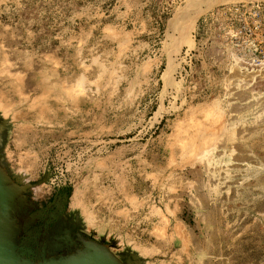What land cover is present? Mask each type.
Listing matches in <instances>:
<instances>
[{
	"label": "rangeland",
	"instance_id": "374dc122",
	"mask_svg": "<svg viewBox=\"0 0 264 264\" xmlns=\"http://www.w3.org/2000/svg\"><path fill=\"white\" fill-rule=\"evenodd\" d=\"M189 1L0 0L6 166L34 197L52 175L87 233L145 264H264V47L244 64L241 17L218 14L259 4L264 30V0L215 2L193 29ZM80 80L75 102L56 87ZM200 123L204 159L179 144Z\"/></svg>",
	"mask_w": 264,
	"mask_h": 264
},
{
	"label": "water",
	"instance_id": "95a60500",
	"mask_svg": "<svg viewBox=\"0 0 264 264\" xmlns=\"http://www.w3.org/2000/svg\"><path fill=\"white\" fill-rule=\"evenodd\" d=\"M10 128L11 122L0 114V264H145L136 252H116L105 239L53 246L45 239V231L34 224L37 217L26 220L36 207L27 195L33 187L6 166L3 147Z\"/></svg>",
	"mask_w": 264,
	"mask_h": 264
},
{
	"label": "flooded vegetation",
	"instance_id": "af4514ba",
	"mask_svg": "<svg viewBox=\"0 0 264 264\" xmlns=\"http://www.w3.org/2000/svg\"><path fill=\"white\" fill-rule=\"evenodd\" d=\"M49 178L44 183L47 186V195L42 198L34 197L32 189L27 193L36 207L26 220L37 217L34 224L45 231V239L53 246H67V244L78 243L86 238L95 239L94 236L87 233L82 214L70 209V190L62 188L57 181L54 186L49 187ZM29 183L31 188L36 185V183ZM67 193H69V197L65 199Z\"/></svg>",
	"mask_w": 264,
	"mask_h": 264
},
{
	"label": "bare ground",
	"instance_id": "6f19581e",
	"mask_svg": "<svg viewBox=\"0 0 264 264\" xmlns=\"http://www.w3.org/2000/svg\"><path fill=\"white\" fill-rule=\"evenodd\" d=\"M219 1H226V0H190L189 1V3H188V5H187V7H186V10L187 9H191V10H195V12L193 13V15H191L190 17L188 16V13H183V15H182V17H184L186 20L185 21H183L184 22V24L186 25V27H187V25H191V28L193 29L194 27H195V24H196V22H197V19L200 17V15H202L203 13H205V12H207V11H209V8L216 2H219ZM215 6V5H214ZM219 6V5H218ZM192 14V13H191ZM177 20V19H176ZM173 21V20H172ZM177 22H179V21H177ZM174 24V23H173ZM176 24V23H175ZM179 24V23H178ZM180 25V24H179ZM178 26V25H177ZM188 26V27H189ZM176 27V26H175ZM181 28H183V26H181L179 29H181ZM185 28V27H184ZM172 29V28H171ZM178 29V28H177ZM185 31H187V29L185 30ZM178 32V31H177ZM180 32V31H179ZM181 33V32H180ZM187 34H189V33H187ZM186 34V35H187ZM185 35V33H183V36H181L180 37V43H178V44H184L185 43V45H187V46H189L190 48L191 47H194V40H193V38L190 36V37H187ZM182 42V43H181ZM171 44V43H170ZM177 46V45H176ZM168 48V47H167ZM3 67V66H2ZM1 68V67H0ZM1 70V69H0ZM7 70V69H6ZM2 71V70H1ZM169 71V70H168ZM170 71H171V69H170ZM165 72V71H164ZM3 74V73H2ZM4 74H5V72H4ZM8 74V73H7ZM12 74V73H11ZM167 74V73H166ZM6 75V74H5ZM168 75V74H167ZM8 76V75H7ZM166 76V75H165ZM47 77V76H46ZM41 81V80H40ZM18 82V81H17ZM46 82V81H45ZM16 83V82H15ZM64 83V82H63ZM63 83H60V84H58V86H56V87H58V89L61 91H63L66 95H68L69 96V98H71V100L73 101V102H75L76 101V98H77V96H79L78 94H80L79 92H81V91H84V80H80V82H77L76 84V86H74V87H68V86H66L67 84H63ZM66 83V82H65ZM54 84V83H53ZM90 84V83H89ZM74 85V84H73ZM263 85V84H262ZM49 87H50V85H49ZM48 87V88H49ZM51 87H53L54 88V86H51ZM55 87V88H56ZM14 89V88H13ZM41 89V88H40ZM51 89V88H50ZM49 89V90H50ZM52 91H53V89H52ZM55 91V90H54ZM53 91V92H54ZM57 91V90H56ZM43 92H46V90L45 91H43ZM61 93V94H64V93ZM42 93V92H41ZM47 93V92H46ZM78 93V94H77ZM52 94V93H51ZM56 94V93H55ZM59 94H60V92H59ZM54 95V94H53ZM55 96V95H54ZM57 97H59L58 96V94H57ZM60 97L62 98L63 97V95L61 96L60 95ZM5 99L6 98H4L3 97V95L1 94L0 95V114H1V116L4 118V119H7V117H8V115H9V112L11 113V110L13 109L12 107H14L15 106V104L14 103H12L13 104V106L9 103V101L7 100V102H5ZM78 99V98H77ZM65 100V99H64ZM66 101V100H65ZM70 101V100H69ZM33 104L31 103V106H32ZM214 105V104H213ZM210 107V106H209ZM217 108V107H216ZM31 109V108H30ZM33 110H34V108H32ZM197 109V108H196ZM195 109V110H196ZM204 111H205V109H203ZM201 111V110H200ZM207 111V110H206ZM44 113L45 112V109H42L41 110V113ZM18 113V112H17ZM19 113H21V111H19ZM202 114V113H201ZM19 116V115H18ZM18 118V117H17ZM11 119V118H10ZM9 120V119H8ZM194 120V119H193ZM207 120H209L210 122H209V125H210V127L212 126V124H213V126H214V124L216 125V124H220L221 125V122H222V115L215 109V106H213V107H210V109H209V112L207 113ZM11 121V120H10ZM198 121V120H197ZM193 122V121H192ZM214 122V123H213ZM25 123V122H24ZM25 125V124H24ZM24 125H22V129L23 128H27L26 126H24ZM194 125H196V124H194ZM218 126V125H217ZM209 127V128H210ZM184 128V127H183ZM182 128V132L180 133V137H181V139H180V145H181V147L186 151V152H188V151H191V153H192V155L193 156H197V158L198 157H200V158H205V157H203L202 155H203V152H204V148H200V150H199V146L197 145V143H200V142H193V140H194V138H198V139H200V141H203L204 143V145L205 144H207V143H213V139L211 140V134H206L205 132L206 131H204V129H203V125L200 123V125L198 124L197 126H195L194 128H195V130H193L194 132L192 133V134H185V136L183 135V129ZM188 128V127H187ZM212 128H214V127H212ZM222 128V127H221ZM211 129V128H210ZM212 130H214V129H212ZM189 131H190V129H189ZM187 132V131H186ZM185 132V133H186ZM210 132V131H209ZM213 133H215V132H213ZM218 133V132H217ZM184 136V137H183ZM183 137V138H182ZM216 139V138H215ZM179 140V139H178ZM211 140V141H210ZM198 141V140H197ZM212 147V146H211ZM179 148V147H178ZM180 149V148H179ZM205 150H206V148H205ZM191 155V156H192ZM19 171V170H18ZM27 172V171H26ZM27 176V174H25L24 172H22L21 173V175H20V178L21 179H24L25 177ZM32 178V177H31ZM30 178V179H31ZM29 181V180H28ZM32 183V182H31ZM44 185V184H43ZM36 190H37V192H39V191H41V188L40 187H38V188H36ZM42 192V191H41ZM35 193V192H34ZM33 193V194H34ZM36 194V193H35ZM37 195V194H36ZM34 196V195H33Z\"/></svg>",
	"mask_w": 264,
	"mask_h": 264
},
{
	"label": "built area",
	"instance_id": "2783aa9c",
	"mask_svg": "<svg viewBox=\"0 0 264 264\" xmlns=\"http://www.w3.org/2000/svg\"><path fill=\"white\" fill-rule=\"evenodd\" d=\"M218 14H229L232 17H241V20H234L233 23L230 24L227 29V40L229 44L236 50L240 51L236 57L241 60L244 64L248 63L249 60L254 61V57L256 53H261L264 47V30H262L259 21L254 20L251 24L246 21L247 17L256 18L261 14L260 5H252L249 6L247 4H237L229 7H224L222 10L218 11ZM218 16V15H217ZM242 17H245L242 19ZM235 22H241L242 26H236ZM245 38L249 47L243 48L241 46V40ZM56 183V178L52 175L49 178L48 186L52 187Z\"/></svg>",
	"mask_w": 264,
	"mask_h": 264
}]
</instances>
